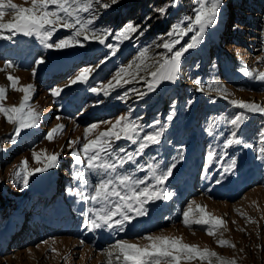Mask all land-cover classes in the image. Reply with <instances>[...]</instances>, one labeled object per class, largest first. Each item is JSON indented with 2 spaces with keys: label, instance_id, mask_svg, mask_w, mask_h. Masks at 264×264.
<instances>
[{
  "label": "rangeland",
  "instance_id": "1",
  "mask_svg": "<svg viewBox=\"0 0 264 264\" xmlns=\"http://www.w3.org/2000/svg\"><path fill=\"white\" fill-rule=\"evenodd\" d=\"M13 2L30 6V0ZM185 4L186 1L179 0V6L172 8L178 11ZM234 5L239 10L235 11ZM115 8L113 5L103 10L101 15L111 14ZM117 12V15L120 14L119 10ZM186 15L192 13L181 12L180 20ZM151 17L156 20L161 16L153 13ZM12 20V14L7 13L4 22ZM70 34V30L60 29L53 39ZM191 35L189 33L184 37L181 45L188 42ZM109 40L111 42V38ZM128 42L121 45L116 56L90 75L88 84L78 82L64 87L83 67H94L109 50L90 41H85L84 47L57 50L44 48L33 37L17 35L11 41L0 40V68L11 61L15 67L8 71L20 78L21 85H34L31 103L42 113L39 127L22 131L15 145L10 143L14 126L0 116V264H107V252L112 250L117 240L143 246L149 242L142 237L149 234L181 237L184 243L198 245L201 249L208 248L222 257L235 259L237 264H264V161L258 159V149L261 147L258 132L264 129V114L246 113L248 118L238 133L246 144L254 147H223L225 138L230 134L226 120L243 111L233 106L231 100L241 99L264 105V82L249 78L241 71L244 67L264 71V0H224L218 26L208 30L199 47L185 53L176 83L164 82L144 99L130 93L126 102L117 99V96L133 87L146 91L143 81L126 85L109 96L88 90L90 86L106 83L119 66L136 56L139 49L134 47L137 44L127 45ZM155 44L145 45L151 46L149 55L165 52L162 48H156ZM181 45H177V48ZM40 58L44 63L36 65L35 61ZM187 65H190L188 69L185 68ZM33 68H36L34 77ZM7 74L0 72V86L9 85ZM196 80L204 85V91L198 90ZM215 84L228 89L231 93L228 99L208 87ZM54 87L63 88L57 97L50 94ZM181 90L193 92L197 98H193L192 94L185 95ZM181 95L188 97L184 112L180 109ZM22 97L23 93L9 90L6 104L18 105ZM129 109L133 110V118H140L145 131H151L156 121L160 124L155 127L167 125L161 143L147 149L139 162L154 158V162L166 167L176 161L173 175L164 185L174 195L171 200H159L147 205L148 214L137 217L124 232H107L106 229L89 231L84 227L85 217L82 214L87 205L77 203V198L66 192L68 187L75 188L78 184L72 179L74 161L71 152L79 150L84 142L85 127L115 120L120 115L128 114ZM173 111L174 117L168 121L167 117ZM213 123L214 134H209L208 128ZM57 124L65 125L64 133L54 142H49L44 137ZM105 127L102 124L100 130ZM77 138L80 143L70 147L68 141ZM121 143L129 150L134 148L123 141ZM45 149L49 153L60 154L58 167L32 176L29 186L23 188L14 180L13 173L25 158L29 160L30 167H37L32 151ZM199 151L203 159L201 162ZM209 151L217 154L211 164L207 161ZM232 159L236 160V167L231 174L224 175L222 166ZM245 159L248 166L243 162ZM255 170L257 180L245 185L237 194L234 195L233 191L225 194L216 191L220 184L215 181L222 175L224 179L235 178L237 182L231 187H237ZM183 176V185L188 184L190 188L187 194L182 191L183 186L178 187L175 181ZM193 200L206 205L207 211L213 215L222 217L226 221V229L221 227L215 236H210L206 226L186 227L182 223V211ZM160 206L163 210L154 220L157 223L151 224L152 221L145 228L147 219L157 213L154 211H159ZM62 212L66 216L60 218ZM248 217L256 223H250ZM104 231L116 234L114 238L104 236L102 239H106L99 240ZM219 239L230 241L235 248L219 246ZM52 247L57 251L52 252ZM182 264L202 262L196 259L183 261Z\"/></svg>",
  "mask_w": 264,
  "mask_h": 264
},
{
  "label": "snow or ice",
  "instance_id": "2",
  "mask_svg": "<svg viewBox=\"0 0 264 264\" xmlns=\"http://www.w3.org/2000/svg\"><path fill=\"white\" fill-rule=\"evenodd\" d=\"M118 2L119 0H30V6L26 7L14 3L13 0H0V40L11 41L14 36L24 35L35 38L46 49L57 50L84 47L85 41L103 45L109 52L99 59L94 67H83L64 87L78 82L88 84L90 75L105 65L111 57L116 56L124 42L130 41L137 33L144 34L140 30L141 26L133 22H128L115 31L96 26L95 22L102 11ZM223 3L224 0H194L192 15L182 17L180 22L172 25L165 34L166 38L161 37V42L155 44L156 48H162L165 52L149 55L151 46H145L138 50L130 62L119 66L106 83L90 86L88 90L109 96L126 85L143 81L146 91L133 87L117 96V99L126 102L130 98V93H136L138 99H144L162 83H176L181 72L182 58L189 50L200 46L210 28L218 26ZM175 6H179V0H172L171 4L158 7L155 11L163 17L169 7ZM9 12L13 20L4 22V17ZM60 29L70 30L71 34L54 40ZM189 33H192L189 41L181 45V40ZM177 45L181 46L177 48ZM43 63V58L35 61L36 65ZM14 67L15 65L8 61L0 68V72H8L6 78L9 82L7 87L0 86V116L14 126L10 138L13 145L18 142L22 131L38 128L42 118V113L31 103L34 85H21L20 78L8 71ZM241 71L249 78L264 82V71L247 67ZM32 75L33 77L36 75V68L32 69ZM195 84L199 91H204V85L200 80H196ZM208 87L224 99L231 95L223 85L215 84ZM9 90L23 93L18 105L6 104ZM62 91L63 88L54 87L50 94L57 97ZM231 104L243 111L226 120V124L230 126V134L225 138L223 147L225 149L240 145L254 147L246 144L238 133L248 118L246 113L264 114V105L241 99H232ZM172 107L174 110L175 105ZM132 111L129 109L128 114L120 115L115 120L92 123L85 127L84 142L79 150L71 152L74 161L72 179L78 184L75 188L68 187L66 192L76 197L77 203L83 202L87 205L82 214L85 217L84 227L89 231L106 229L124 232L137 217L148 214L147 205L159 200H171L174 195L168 192L164 185L173 175L176 161L166 167H161L160 162H154V158L139 162L147 149L161 143L167 125L155 127L160 124L156 121L151 131H145L140 118H133ZM173 117L174 111L168 115L167 120L171 121ZM102 124L106 127L100 130ZM214 128L215 123L209 126V134H214ZM64 130V124H57L44 138L54 142ZM258 137L261 145L258 149V159L264 161V129L258 132ZM122 141L134 148L129 150V147L121 143ZM79 143V138L68 141L70 147ZM59 155L56 152L49 153L46 149L33 150L32 158L38 166L30 167L29 160L25 158L13 173L14 180L22 184L23 188H27L32 176L58 167ZM216 155L215 152L209 151L207 155L209 164L214 161ZM235 167L236 160L232 159L226 166H222V172L224 175L231 174ZM224 175L216 179L215 183L221 184ZM248 221L256 223L251 217H248ZM182 223L189 228L193 225L206 226V232L210 236H215L221 227L226 229V221L222 217L213 215L207 211L206 205L198 204L195 200L182 211ZM142 239L149 243L141 246L127 240H117L112 250L107 252V264H182L183 261L196 259L202 264H214V261L215 264H237L235 259L222 257L208 248L201 249L198 245L184 243L181 237L149 234ZM217 244L221 247L235 248L234 244L225 239H219ZM51 251L57 250L52 247Z\"/></svg>",
  "mask_w": 264,
  "mask_h": 264
},
{
  "label": "trees",
  "instance_id": "3",
  "mask_svg": "<svg viewBox=\"0 0 264 264\" xmlns=\"http://www.w3.org/2000/svg\"><path fill=\"white\" fill-rule=\"evenodd\" d=\"M171 1L172 0H119V2L115 4V10L111 14L99 16L95 23L96 25H102L105 28L112 29L123 27L128 22H133L135 25H140V30L144 34H135L127 44L131 45L136 43L137 45L134 47V49L138 50L149 43H158L157 40L161 41V37H165V34L171 29L172 25L180 22L179 20L181 12L192 13V6H195L194 0H184L187 2V4L179 7L180 9L178 11L174 10L172 7H169L165 18L163 16L154 20L155 18L153 19L151 17L153 13H157L155 11L156 8L165 6V4H170ZM234 7L235 11L239 10L237 5H234ZM118 10L120 14L117 15ZM112 14H115V16L111 17ZM148 17H151V19H147ZM200 61L202 64H205L203 60H199V62ZM190 65H187L185 68L188 69ZM184 83L186 84V81ZM181 92H183V94H192L193 98H197L194 96L193 92H187V90H181ZM174 94L176 93H173V95ZM187 98L188 97L184 95L180 96L179 102H181V112L186 110Z\"/></svg>",
  "mask_w": 264,
  "mask_h": 264
},
{
  "label": "bare ground",
  "instance_id": "4",
  "mask_svg": "<svg viewBox=\"0 0 264 264\" xmlns=\"http://www.w3.org/2000/svg\"><path fill=\"white\" fill-rule=\"evenodd\" d=\"M256 150V149H255ZM255 155V154H254ZM198 156V155H197ZM203 159H202V155H201V151H199V161L201 162ZM244 163H245V165H247V162H248V160L247 159H245L244 161H243ZM184 166H185V164H184ZM183 166V167H184ZM248 166V165H247ZM260 174V173H259ZM228 175V174H227ZM257 177H258V174H257V172H256V170L255 171H251L248 175H247V177H246V180L250 183V182H252V181H255V180H257ZM184 178H185V176H183V177H180V178H178V179H176L175 181L177 182V186L179 187V186H183V188H182V191H185L186 192V194L189 192V188H188V184H184L183 185V181H184ZM241 178V177H240ZM240 181V180H239ZM235 182H237L236 181V179L235 178H225L224 179V181L219 185V187H217L216 188V191H218L219 193H221V194H225L227 191H233L234 192V195L235 194H237L238 192H239V190L242 188L241 187V183L239 184V186H234V187H231V186H233L234 185V183ZM190 183V182H189ZM178 189V188H177ZM184 192V193H185ZM218 193V194H219ZM163 207V206H162ZM163 210V208H161V206L159 207V211H154V212H157V213H154L152 216H150L148 219H147V223L145 224V228H147V227H149L150 225H148L149 223H151L152 221H154L155 219H157L158 218V215L160 214V212ZM161 217H162V215H161ZM153 223H157V220L156 221H154V222H152L151 224H153ZM136 227V226H135ZM141 227V226H140ZM107 231V230H106ZM106 231H104L102 234H100V239L99 240H103V239H106V238H114V236H115V234L117 233V232H119L118 230H116V233L115 234H110V233H105ZM108 232V231H107ZM111 232V231H110ZM112 232H114V231H112ZM98 233V232H97ZM106 237V238H103L102 239V237Z\"/></svg>",
  "mask_w": 264,
  "mask_h": 264
},
{
  "label": "water",
  "instance_id": "5",
  "mask_svg": "<svg viewBox=\"0 0 264 264\" xmlns=\"http://www.w3.org/2000/svg\"><path fill=\"white\" fill-rule=\"evenodd\" d=\"M20 36H24V35H20Z\"/></svg>",
  "mask_w": 264,
  "mask_h": 264
}]
</instances>
